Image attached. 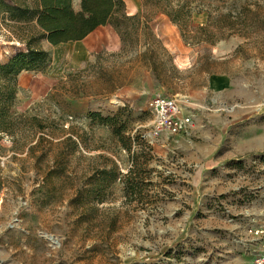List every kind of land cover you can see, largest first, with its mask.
<instances>
[{"label": "rangeland", "instance_id": "1", "mask_svg": "<svg viewBox=\"0 0 264 264\" xmlns=\"http://www.w3.org/2000/svg\"><path fill=\"white\" fill-rule=\"evenodd\" d=\"M123 1L137 16L122 26L125 49L85 57L0 6V63L28 50L51 57L34 72L47 89L36 98L0 75V264H254L264 255V0H220V14L238 19L211 35L198 29L215 0H180L184 25L154 0ZM194 92L205 98L190 109ZM158 96L193 128L156 136ZM119 111L130 153L88 118ZM137 170L136 193H125Z\"/></svg>", "mask_w": 264, "mask_h": 264}, {"label": "trees", "instance_id": "2", "mask_svg": "<svg viewBox=\"0 0 264 264\" xmlns=\"http://www.w3.org/2000/svg\"><path fill=\"white\" fill-rule=\"evenodd\" d=\"M83 1L84 4L80 9L75 8V3ZM144 6H147L149 0H141ZM151 1V0H150ZM161 13L169 18V20L177 25H184L187 18L184 14H189L191 10L180 0H154ZM216 7L213 9L215 16H209V22L205 27L198 29L211 35L208 30L213 24L215 28L221 29V23L226 22L227 25L233 27L235 22L232 13L223 16L220 14V0H215ZM0 6H3L4 14L8 15L11 21L21 22L23 20H31L35 22V26L40 32V39L47 42L50 46L55 47L60 44L69 42H79L86 39L94 29L102 27L107 23L114 29L123 43V49L126 47V41L122 26L127 21L137 19V16H128L126 6L123 0H35L31 8H21L12 3V0H0ZM228 27V26H227ZM50 53L37 50H28L19 52L9 61L0 63V75L4 80L14 84L17 90L16 79L22 72H36L42 63H50ZM122 111H119L112 117H102L100 114L91 113L88 118L92 125L107 128L111 130L113 136L121 144L123 150L131 152L133 144L124 138V128L120 120ZM37 121L36 118H33ZM43 129V128H42ZM138 145L141 142L136 140ZM132 176V171H129ZM135 177L127 175L124 183L125 193L131 192L135 194L138 189L140 172H133ZM129 185V188H128ZM2 184L0 182V190ZM130 190V191H129Z\"/></svg>", "mask_w": 264, "mask_h": 264}, {"label": "crops", "instance_id": "3", "mask_svg": "<svg viewBox=\"0 0 264 264\" xmlns=\"http://www.w3.org/2000/svg\"><path fill=\"white\" fill-rule=\"evenodd\" d=\"M142 11V7H136L135 14L133 15L137 14L140 16ZM69 45H77V51L79 52L78 55L82 57H85L86 55L89 56L93 53H99L100 51H111L116 53L123 50V43L120 37L108 23L102 27L94 29L93 32L83 41L60 44L53 48L65 47ZM10 46H12L11 42H9V47H5L3 50L12 49ZM42 82V79L39 81L38 73L22 72L16 79L17 92H25L26 87H29L31 90V96L33 97L34 94V98H36L44 91H47V89L45 90L44 83ZM204 98L205 92H194L190 98H188L189 102H187L188 105H190V109L198 107L201 103H203Z\"/></svg>", "mask_w": 264, "mask_h": 264}, {"label": "built area", "instance_id": "4", "mask_svg": "<svg viewBox=\"0 0 264 264\" xmlns=\"http://www.w3.org/2000/svg\"><path fill=\"white\" fill-rule=\"evenodd\" d=\"M148 107L154 117L153 133L156 136L185 134L193 128V118L183 116L174 99L158 96L150 101ZM254 264H264V255L255 259Z\"/></svg>", "mask_w": 264, "mask_h": 264}, {"label": "bare ground", "instance_id": "5", "mask_svg": "<svg viewBox=\"0 0 264 264\" xmlns=\"http://www.w3.org/2000/svg\"><path fill=\"white\" fill-rule=\"evenodd\" d=\"M207 6H212L214 4L213 0H202ZM84 4L83 1H78L76 4V7L78 9L81 8V6ZM1 54V53H0ZM189 102V101H188ZM192 104V103H191ZM190 106V105H189ZM190 108V107H189Z\"/></svg>", "mask_w": 264, "mask_h": 264}, {"label": "water", "instance_id": "6", "mask_svg": "<svg viewBox=\"0 0 264 264\" xmlns=\"http://www.w3.org/2000/svg\"><path fill=\"white\" fill-rule=\"evenodd\" d=\"M76 9H78V8L76 7Z\"/></svg>", "mask_w": 264, "mask_h": 264}]
</instances>
